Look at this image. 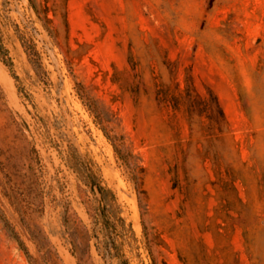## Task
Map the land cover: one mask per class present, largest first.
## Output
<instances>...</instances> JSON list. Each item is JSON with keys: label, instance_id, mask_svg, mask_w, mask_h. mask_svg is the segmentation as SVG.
I'll return each mask as SVG.
<instances>
[{"label": "rangeland", "instance_id": "1", "mask_svg": "<svg viewBox=\"0 0 264 264\" xmlns=\"http://www.w3.org/2000/svg\"><path fill=\"white\" fill-rule=\"evenodd\" d=\"M0 264H264V0H0Z\"/></svg>", "mask_w": 264, "mask_h": 264}, {"label": "trees", "instance_id": "2", "mask_svg": "<svg viewBox=\"0 0 264 264\" xmlns=\"http://www.w3.org/2000/svg\"><path fill=\"white\" fill-rule=\"evenodd\" d=\"M209 94H210V97L209 98H204V106L206 107V115L209 119H213L214 118V110L213 108H216V116H217V119L219 121H226V118H225V113H224V110L223 108L221 107L218 99H217V96L210 90L209 91ZM196 97H199V95L197 94ZM195 97V99H196ZM105 134L107 136L108 133H106L105 131ZM113 145H114V148L116 150V152L121 156V158L125 161L126 164H133V167H138V164L133 161L131 158L133 157V154L130 152V151H127V153H121L120 149L117 147V145L113 142ZM143 169V167H140ZM92 187L94 190H97L100 195H101V198H103V194H102V190H103V187L101 185H98L97 183H92Z\"/></svg>", "mask_w": 264, "mask_h": 264}]
</instances>
